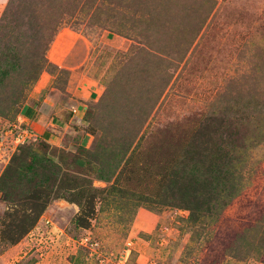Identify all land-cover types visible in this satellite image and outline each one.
I'll use <instances>...</instances> for the list:
<instances>
[{"label": "rangeland", "instance_id": "374dc122", "mask_svg": "<svg viewBox=\"0 0 264 264\" xmlns=\"http://www.w3.org/2000/svg\"><path fill=\"white\" fill-rule=\"evenodd\" d=\"M0 264H264V0H0Z\"/></svg>", "mask_w": 264, "mask_h": 264}, {"label": "crops", "instance_id": "0c3cea01", "mask_svg": "<svg viewBox=\"0 0 264 264\" xmlns=\"http://www.w3.org/2000/svg\"><path fill=\"white\" fill-rule=\"evenodd\" d=\"M64 37H65V35H61V38L59 39V43L57 44V49L55 48V51L53 52L52 57H53V59L56 62L64 63V66L67 69H73V66L79 64V57L80 56L81 57L84 56V52L82 51V50H84V48L83 49L81 48V53L79 52V50H77L75 53L68 55V52L70 51V49L69 48L67 49L66 44H68V43H65L64 44L62 42L66 38V37L65 38ZM67 42H69V41H67ZM86 58H87V55H86ZM73 59H74V62L75 63L74 62L72 63V60ZM84 80L85 79H83V82H80V84L78 85V87L80 88L79 91L82 92L89 85H91V89L89 91H91L92 94L89 95L87 99L89 101H93L94 102L97 99V97H98V85L94 81L89 80V79H86L87 80V83H88V85H87V83H85ZM28 110H29L28 111V114H27L28 116H36V108H32L30 106L28 108ZM78 110H79V108H78Z\"/></svg>", "mask_w": 264, "mask_h": 264}, {"label": "trees", "instance_id": "16d2710c", "mask_svg": "<svg viewBox=\"0 0 264 264\" xmlns=\"http://www.w3.org/2000/svg\"><path fill=\"white\" fill-rule=\"evenodd\" d=\"M52 40H53V39H50L49 41L52 42ZM50 42H49L48 44H50ZM48 44H47V45H48ZM53 65H54V64H53ZM28 111H29V110L27 109V110H26V115L28 114ZM27 116H28V115H27Z\"/></svg>", "mask_w": 264, "mask_h": 264}]
</instances>
